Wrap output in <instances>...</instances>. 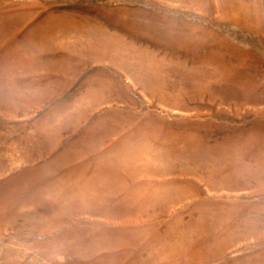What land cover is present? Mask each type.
<instances>
[{"label":"rangeland","instance_id":"1","mask_svg":"<svg viewBox=\"0 0 264 264\" xmlns=\"http://www.w3.org/2000/svg\"><path fill=\"white\" fill-rule=\"evenodd\" d=\"M0 264H264V0H0Z\"/></svg>","mask_w":264,"mask_h":264}]
</instances>
